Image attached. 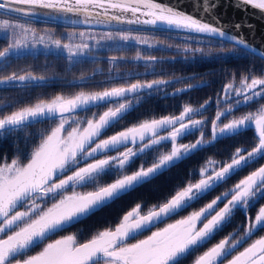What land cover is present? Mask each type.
<instances>
[{
	"label": "snow or ice",
	"instance_id": "obj_1",
	"mask_svg": "<svg viewBox=\"0 0 264 264\" xmlns=\"http://www.w3.org/2000/svg\"><path fill=\"white\" fill-rule=\"evenodd\" d=\"M192 3L199 16L184 11L179 0L176 6L161 0H0V32L6 34L0 72L25 53L36 56L37 45L54 48L68 69L90 58L97 63L94 52L121 42L174 47L120 25L163 26L165 36L185 33L184 44L175 45L185 58L208 56L213 44L219 46L215 55L221 60L251 54L244 51L247 42L229 35L215 15L219 0ZM234 6L264 15V0H235ZM40 15L77 17L66 23L89 27H73L61 38L40 35L28 23ZM93 24L107 30L96 31ZM204 37L207 49L193 46ZM259 55L264 59V53ZM126 59L110 56L107 62L116 65L117 76L110 69L96 85V70L82 73L79 83L69 82L79 89L71 94L0 102V141L25 133L26 148L30 145V150L18 149L10 162L0 157V264H264V69L232 74L217 94L211 118L205 115L209 98L198 106L185 102L178 114H146L121 126L155 94L167 97L168 87L172 95L195 87L190 80L157 75L155 69L151 80L121 75L117 62ZM132 60L163 62L138 48ZM49 80L13 71L0 76V85L30 92ZM179 83L184 87H176ZM245 106L248 110L241 112ZM45 124L49 126L28 135V129ZM248 131L253 134L249 145L208 155L216 144ZM202 154L203 163L187 170L154 202L138 195ZM116 206L120 211L114 221L89 226ZM237 215L243 216L239 225L234 224Z\"/></svg>",
	"mask_w": 264,
	"mask_h": 264
},
{
	"label": "trees",
	"instance_id": "obj_2",
	"mask_svg": "<svg viewBox=\"0 0 264 264\" xmlns=\"http://www.w3.org/2000/svg\"><path fill=\"white\" fill-rule=\"evenodd\" d=\"M3 42H4V39L0 38V48L2 47L1 44H3ZM15 61L17 62V64L18 63L20 64L21 62H25L26 59L21 58V59H16ZM259 61L264 63V60H262L261 58H259ZM197 65H201L202 67L204 66V71H207V70L213 71L214 68H217L216 71L208 75L211 81H213L214 75L216 78L221 76L220 78L223 79V81L226 80V76H227L226 70H227V74L230 72H235V74H243L247 69L250 68V66H247L245 62H241L239 59L232 58V57H230L229 60L224 61L223 65L219 62H214L211 60H204L203 62ZM216 65H219V67H216ZM194 67L196 66L190 65L191 69ZM219 68H222L223 70ZM223 74H225V76H222ZM220 87L221 86L215 84V80H214L212 85L210 84L206 87L196 89L192 91L191 93L185 94L184 96L164 99V100H161V103H158L157 101H155V103H150L148 105V109H146V113L148 114L149 111H155L156 113H158V116L167 115L169 113L178 114L180 107L183 103L188 102V103H191L193 106H198L199 104L203 103L205 100L216 97V95L219 93ZM0 89H4V90H0V102H3L8 99H21L24 101L31 102V101L36 100L38 97H40L43 94V92H38L37 90L36 91L32 90L30 92H24L22 89L10 88V89L5 90L6 87L0 88ZM166 108H168L169 111H167ZM137 118H142V116H140L137 113H133L131 116L128 117L127 121L122 122V126L128 124L130 121L134 122ZM39 127H41V125H37L35 128H32V129H28V135L30 136L35 135ZM41 129L43 128H40V130ZM233 142H235V139H232V140L229 139L222 143L216 144V146L211 150V152L208 153V155H212L213 153H219L221 155H226L228 152H230L234 148V146H238V145L245 146L246 145V142H241V143L239 142L236 144L235 143L233 144ZM18 149L20 152L26 151L25 149L30 150V145H29V148H26L25 133H20L17 137H9L5 140L0 141V157L6 158L8 162L9 160L16 157V155L18 154ZM0 162H3V160L0 159ZM201 163H203V154L200 156L194 157L190 161H186L182 163L179 168L173 169L167 175L161 177L155 185L142 189V191L138 195L143 199L154 202L155 198L161 196L163 192H166L167 189L171 188L175 183H178L180 180H182L187 170L198 168ZM243 174H246V172L242 173V175ZM135 198H136V194H134L132 199H135ZM263 202L264 201H262L261 203ZM119 211H120V206H116L113 209L105 211L101 213L100 216L95 217L92 220H90L88 222L89 226L90 227L91 226H101L104 220L114 221ZM242 221H243L242 215H237L234 218L235 225L241 224ZM227 231H232V228L226 229V232ZM226 232L221 233L220 236L217 237V240L220 239L223 235H225ZM214 242L215 241H213V243Z\"/></svg>",
	"mask_w": 264,
	"mask_h": 264
},
{
	"label": "flooded vegetation",
	"instance_id": "obj_3",
	"mask_svg": "<svg viewBox=\"0 0 264 264\" xmlns=\"http://www.w3.org/2000/svg\"><path fill=\"white\" fill-rule=\"evenodd\" d=\"M28 23H29V26L34 28L38 34L45 35L47 33L46 31H53L56 38H61V34H66L69 31H71L73 28V27L54 25V24L47 23V22L28 21ZM78 29L82 30L85 28H78ZM96 31H104V30H96ZM138 32H139V34L159 35V36H161V38H164V39H166L165 37H170L171 40L175 39L176 37H181V38L185 37L184 34H176V33H169L167 36H165V32H151V31H138ZM198 39L208 40L207 38H198ZM38 47L40 49H34V51H36L38 53L36 56H32V55L27 56L26 53L23 55V57L27 56V57L31 58L32 61H34V60L38 61L39 59H42L43 64L38 66L37 67L38 69L48 70L51 68V70H52V66L56 65V63H58L60 65L62 63H66L62 58H59V59L57 58V56L54 54L56 52V50L45 49L44 47L42 48L41 45H38ZM123 48L126 51H122V52L114 51V50H118L117 46H111L108 49L105 48L103 50H100L101 57H99L98 55H94L98 58V62L97 63H91V58H90L89 63H85L84 66L89 64V66H87V67H93V71L96 70L98 72V75L96 76L95 80L97 79V77L106 79L109 75L110 69H112L111 75L115 77V76H117V72L115 71L116 65L109 64L107 62V60L110 56H114V55L115 56H125L127 58L126 61H118L117 62L119 65V73L121 75H126L128 73H131L133 76H138L139 78H142V79H146L147 76L151 75L150 73H152V71L147 72V67L150 64H146L145 61H133L132 60V57L135 56V52H136L137 48L140 49V51L142 53L148 54L146 50H143L142 48H139V47H131V46L130 47H123ZM46 52L48 53L47 55H45ZM96 53L98 54L99 52H96ZM154 54L158 58L159 57L163 58V62L158 63L160 68L155 69V72L157 75H162L164 78H168V79L180 78L181 81H189L190 80V82L193 85H195V87L193 89H191L190 91H188L187 93H178V94L172 95L171 91H173V88L170 86L168 88V91H167L169 93V95L167 97H165L163 95V92L155 94L153 97L149 98L148 101L146 103H144L143 106L138 109V111L134 112V113L139 114L142 117L147 114L146 109H148V105L150 103H155V101H157L158 103H161V100H164V99H170V98H176V97L184 96L185 94L191 93L192 91H194L196 89L206 87L210 84L212 85L214 80H215V84H217V85L221 83V78H220L221 76L216 78L214 75L213 81H211L208 77V75L212 74V72L216 71L217 68H214L213 71H210V70L204 71V66L202 67L201 65H197V64H200L201 62H203L204 60L214 61V58H212V57L211 58H203V59L200 58V59H196L194 61H191V60H187L185 58H180V57H176L175 60H172L171 59L172 56H169V55H174V54H172L171 52H169V53H167V52H155ZM232 58H236V56H232ZM48 59H49V62H46V61H48ZM224 61L225 60H222V62H219V63H221L223 65ZM190 65H195L196 67L191 69ZM184 67H186V68H184ZM216 67H219V65H216ZM219 69H222V68H219ZM66 70L68 72H71L72 68L68 69V67H67ZM92 72L84 73V70H83L81 73L91 74ZM151 76H153V75H151ZM222 76H225V74H223ZM47 77H49L50 80H49V83L45 87L34 89V91L37 90L38 92H43V94H42L43 97H45L47 91L51 90L53 87H60L62 85L61 81H60L61 82L60 85H57L58 83L54 84V82H56L57 80H60V77H58V76H53L54 78H52V76H47ZM153 78H155V77L153 76ZM218 79H219V81H218ZM71 81L73 82V79L70 80V82ZM74 81L76 83H79V81H77V79H74ZM176 87H184V84L183 83L176 84ZM6 88H8V87H6ZM0 90H4V89H0ZM221 90H220V92H221ZM214 99H215V97L212 98L211 100H214ZM242 108H244V107H242ZM166 110L169 111L168 108H166ZM148 114L158 116V113H156L155 111H149ZM245 133L246 134H248V133L252 134V132H250V131L244 132V134ZM261 234H264V233H261Z\"/></svg>",
	"mask_w": 264,
	"mask_h": 264
},
{
	"label": "rangeland",
	"instance_id": "obj_4",
	"mask_svg": "<svg viewBox=\"0 0 264 264\" xmlns=\"http://www.w3.org/2000/svg\"><path fill=\"white\" fill-rule=\"evenodd\" d=\"M48 34H52L53 31H46ZM141 35H145V36H149V37H155L157 39H162V40H165L167 43H171L174 45L173 48L171 49H166L162 46H158L157 48H147L146 46H143V45H136L134 42H129L127 45H124L123 42L120 43L119 46L117 47H139V48H142L143 50H146L148 54H151V55H155L154 53L155 52H171L172 54L174 55H169V56H172V57H180V58H185V55L182 51H178L175 47V45L179 44V45H183L184 44V38H181V37H176L175 39L171 40L170 37H165L166 39L164 38H161V36L159 35H151V34H141ZM6 37V34H3L2 32H0V38H5ZM30 39V38H29ZM2 47L5 45V41L3 42V44H1ZM42 48H43V45H41ZM194 47H205L206 49L209 47V44H208V40H205V39H198L197 43H195L193 45ZM1 47V48H2ZM111 47V46H110ZM109 47V48H110ZM36 49H40L37 45ZM54 49V48H52ZM55 50V49H54ZM219 51V46H216L215 44H213L211 46V54L208 55V56H201L199 53H197L194 57L193 56H189L188 58H185L187 60H191V61H194L196 59H200V58H214V62H222L221 59H219L218 57H216V53ZM99 53L97 54L96 52L93 53V55H98L99 57H101L100 55V51H98ZM246 52V51H245ZM105 56V55H104ZM233 56H236L237 59H239L241 62H245L247 66H250V68H253L254 71H256L257 73L261 70V69H264V63L259 61V58L253 54H249V55H243L242 53L241 54H233ZM26 56H22V58L26 59L25 62H21L20 64L15 61L16 59H14L11 63V66H10V70L8 69V71L5 73V72H0V76L2 75H6V74H11V72L15 71L17 72L18 74H24L25 72H28V71H31L33 72V74L35 75H45V76H52V78H54L53 76H58L60 77V80H57L55 83H58L57 85H60L61 82H62V85L60 87H53L51 90L47 91L46 93V96L43 97L40 96L38 98H46V97H50L52 96L53 94L55 93H58V92H61L63 91L65 94H71L75 91H78L79 89L78 88H75V87H69V82L70 80L73 79H77V81H79V77L80 75L82 74L81 72L84 70V73H88V72H92L93 71V67H87L89 66V64H87L86 66L83 65H79V66H76L74 68H72L71 72H68L66 69H67V65L66 63H62L61 65L56 63V65H53L52 66V70L51 68L48 69V70H42V69H38L37 67L42 65L43 64V60L42 59H39L38 61L34 60L32 61L31 58L29 57H26ZM29 58V59H28ZM21 59V58H20ZM173 60V59H172ZM175 60V59H174ZM46 61V60H45ZM53 61V60H52ZM46 62H49V59L48 61ZM54 62V61H53ZM157 68H160V66L158 64H150L148 65L147 67V72H151L153 71V69H157ZM42 70V71H41ZM81 70V71H80ZM81 73V74H80ZM232 74H235V72H230L227 74V70H226V80L223 81V79H221V83L218 84L220 87V90L222 89V86L228 82V79L229 77L232 75ZM153 78V76L149 75L147 76L146 79H149L151 80ZM54 80V79H53ZM105 79L103 78H99L97 77L96 80H94L92 83L93 85H96L98 84L99 82L101 81H104ZM61 81V82H60ZM72 82V81H71ZM6 89H10L9 88V85H7ZM169 88V87H168ZM168 88H167V91H168ZM16 89H21V88H16ZM220 90H219V93H220ZM173 93V91H171ZM171 93V94H172ZM164 95V94H163ZM216 100H217V96L215 97L214 100H211L209 106H208V110L207 112L205 113V115L209 118L213 117L214 114H215V111H216V108H217V103H216ZM31 102H35L34 101H31ZM248 109L246 107L244 108H241V112H244V111H247ZM241 113H237V115H240ZM157 116V115H156ZM143 118V117H142ZM49 125L45 124V125H41V127H39L38 130H40V128H44V127H48ZM122 126V125H121ZM38 128V127H37ZM37 130V132H38ZM111 134V133H109ZM189 140H192L194 139V137H189L188 138ZM232 140V139H231ZM187 142V141H185ZM241 143V142H246V145H249L251 142H252V134L251 133H248V134H243L241 136H238V138H235V142H233V144L235 143ZM228 144V143H226ZM26 151L28 149H25ZM11 160H9L10 162ZM264 161H261V163H263ZM264 203V202H263ZM72 231H75V229H72ZM142 238V237H141Z\"/></svg>",
	"mask_w": 264,
	"mask_h": 264
},
{
	"label": "water",
	"instance_id": "obj_5",
	"mask_svg": "<svg viewBox=\"0 0 264 264\" xmlns=\"http://www.w3.org/2000/svg\"><path fill=\"white\" fill-rule=\"evenodd\" d=\"M164 4H170L176 6L178 0H161ZM235 0H219V7L215 9V15L219 18V21L223 25H227L226 31L229 35H236L238 38H243L247 44L248 49H244L247 52L260 58V53H264V15L258 10H254L250 7L240 8L234 6ZM179 4L183 5V10L188 13H193L197 16L200 15L199 11L194 12L192 0H179ZM43 11V10H41ZM77 17H60L55 20L49 19L43 15L32 17L28 21L34 22H47L55 25L75 27V28H87L86 25H71L66 23L68 20H75ZM207 19V17H206ZM244 25L239 30L233 25ZM250 26V27H249ZM91 27L94 29L107 30L104 26L93 24ZM122 29H132L135 31H151V32H164L163 26H157L151 28V26H137V25H120ZM170 33L184 34L183 32L172 31ZM195 35V34H193ZM206 38V37H204ZM208 39V38H207ZM242 48L243 46H237ZM264 60V59H262ZM7 85H0V88H5Z\"/></svg>",
	"mask_w": 264,
	"mask_h": 264
}]
</instances>
